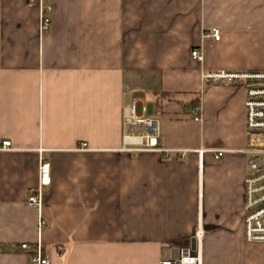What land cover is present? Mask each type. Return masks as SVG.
<instances>
[{
    "label": "crops",
    "instance_id": "1",
    "mask_svg": "<svg viewBox=\"0 0 264 264\" xmlns=\"http://www.w3.org/2000/svg\"><path fill=\"white\" fill-rule=\"evenodd\" d=\"M38 1L0 0V264L38 241L51 264H264L244 236L245 89L202 93L204 72L264 70V0ZM132 102L166 153L122 150Z\"/></svg>",
    "mask_w": 264,
    "mask_h": 264
},
{
    "label": "built area",
    "instance_id": "2",
    "mask_svg": "<svg viewBox=\"0 0 264 264\" xmlns=\"http://www.w3.org/2000/svg\"><path fill=\"white\" fill-rule=\"evenodd\" d=\"M29 7L40 6L38 0H29ZM49 10V9H48ZM51 19L41 8L40 33L49 30ZM212 37L219 41L221 32L212 31ZM192 58L202 61L203 55L199 50L192 52ZM204 83H232L245 89L246 130L249 138L248 174L245 178V207H244V236L249 244H264V70L246 71L239 73L204 72ZM145 111V108H144ZM122 150L130 153H166L160 141V128L156 119L139 116L136 103L132 102L124 109ZM196 120L199 118H195ZM81 145V149L86 148ZM12 143L6 141L0 146V151L12 150ZM201 155L204 151L201 150ZM216 159L221 158L225 151H210ZM39 187L37 194L29 197L30 206L40 208L42 205V188L51 183V163L41 159L39 166ZM22 249L29 253L30 264H51L44 254L41 241L36 244H23ZM160 264H202L201 255L185 248L180 252L177 261H164Z\"/></svg>",
    "mask_w": 264,
    "mask_h": 264
},
{
    "label": "trees",
    "instance_id": "3",
    "mask_svg": "<svg viewBox=\"0 0 264 264\" xmlns=\"http://www.w3.org/2000/svg\"><path fill=\"white\" fill-rule=\"evenodd\" d=\"M208 87H209V85L207 84V85L204 87L202 93H204V92L208 89ZM202 93L199 94V95H197V98H198V99H197V102H196V104H195L194 106H198V105L200 104V97H201ZM162 96H164V97H169V96H171V95H169V94H162ZM188 107H190V105H189Z\"/></svg>",
    "mask_w": 264,
    "mask_h": 264
}]
</instances>
